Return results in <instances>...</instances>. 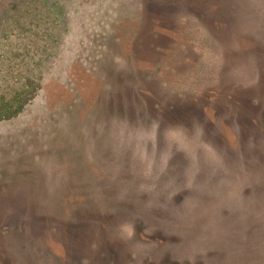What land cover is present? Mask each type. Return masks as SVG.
I'll return each instance as SVG.
<instances>
[{
  "label": "rangeland",
  "instance_id": "rangeland-1",
  "mask_svg": "<svg viewBox=\"0 0 264 264\" xmlns=\"http://www.w3.org/2000/svg\"><path fill=\"white\" fill-rule=\"evenodd\" d=\"M24 91L0 264H264V0H0Z\"/></svg>",
  "mask_w": 264,
  "mask_h": 264
},
{
  "label": "trees",
  "instance_id": "trees-1",
  "mask_svg": "<svg viewBox=\"0 0 264 264\" xmlns=\"http://www.w3.org/2000/svg\"><path fill=\"white\" fill-rule=\"evenodd\" d=\"M24 93L17 92V94L8 99L0 96V118H12L22 112L25 104L33 96L31 91H24Z\"/></svg>",
  "mask_w": 264,
  "mask_h": 264
}]
</instances>
